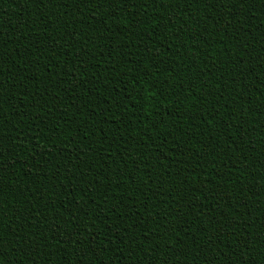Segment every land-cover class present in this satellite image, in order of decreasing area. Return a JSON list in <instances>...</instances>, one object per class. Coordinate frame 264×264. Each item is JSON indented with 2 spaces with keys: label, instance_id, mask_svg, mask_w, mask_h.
<instances>
[{
  "label": "trees",
  "instance_id": "obj_1",
  "mask_svg": "<svg viewBox=\"0 0 264 264\" xmlns=\"http://www.w3.org/2000/svg\"><path fill=\"white\" fill-rule=\"evenodd\" d=\"M0 154L3 264H262L264 0H0Z\"/></svg>",
  "mask_w": 264,
  "mask_h": 264
},
{
  "label": "snow or ice",
  "instance_id": "obj_2",
  "mask_svg": "<svg viewBox=\"0 0 264 264\" xmlns=\"http://www.w3.org/2000/svg\"><path fill=\"white\" fill-rule=\"evenodd\" d=\"M89 2H90V0H89ZM0 155H2V154H0ZM248 245L247 244H245V247H247ZM0 264H3V253L2 252H0ZM262 264H264V262H262Z\"/></svg>",
  "mask_w": 264,
  "mask_h": 264
}]
</instances>
